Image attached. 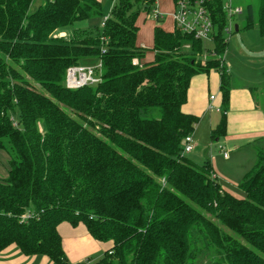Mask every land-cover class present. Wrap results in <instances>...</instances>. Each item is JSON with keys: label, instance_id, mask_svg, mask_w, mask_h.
Segmentation results:
<instances>
[{"label": "trees", "instance_id": "1", "mask_svg": "<svg viewBox=\"0 0 264 264\" xmlns=\"http://www.w3.org/2000/svg\"><path fill=\"white\" fill-rule=\"evenodd\" d=\"M154 2L115 0L91 32L81 26L101 15L96 0H0V151L9 155L0 254L15 245L54 264H193L206 253L208 264H264V149L239 184L243 198L221 188L208 161L181 153L198 121L181 109L190 80L210 69L221 95L212 136L225 133L222 3H208L214 55L203 64L201 39L158 25L153 58L143 61L137 17ZM244 8V28L264 36V0ZM67 27L70 38L57 36ZM83 58L101 61L100 81L65 87L66 69ZM259 98L264 111V83ZM63 222L111 247L95 261L68 263Z\"/></svg>", "mask_w": 264, "mask_h": 264}, {"label": "rangeland", "instance_id": "2", "mask_svg": "<svg viewBox=\"0 0 264 264\" xmlns=\"http://www.w3.org/2000/svg\"><path fill=\"white\" fill-rule=\"evenodd\" d=\"M96 1H98L100 4L101 15L98 17H91L81 26L82 28H87V30L91 32H95L96 30L101 28V22L103 18L107 17L110 14L113 5V0ZM220 1L223 6L226 3L231 2L233 6L240 7V12L238 14H235L234 16H232V18H229L228 15H226L225 17V27L230 29V33H227L225 31V27L223 28V36L227 40L226 49L223 54V60L225 67L230 75L231 91L237 90L238 93L242 90V88L250 87L254 90V96L258 97V104H261L259 97L264 83V36L260 35L255 26L244 28V5L246 2H255V0ZM156 2L157 3L154 4V6H160V8L165 10L170 8V0H157ZM168 20L169 17L167 15H164L163 18L160 19L158 25L156 19L153 17L152 9L148 12L139 13L137 17V26L139 28L137 33V42L143 43L147 48L146 52H148L150 55H153L151 49L153 37L152 33L154 27L158 25L163 29H169L171 28V24L168 23ZM235 26L238 28V31H234ZM63 31L65 32L64 37L70 38L72 36L71 27H67ZM58 35L62 34L58 33L57 36ZM184 47H187V44H185ZM213 49V43L211 41L203 40L201 42V53L197 57V59H199V62L205 64V61H203V59L207 56V53L209 51H212ZM98 61L99 60L96 58H83L81 59L80 64L95 67L98 65ZM93 86H95V84ZM207 114L219 117V108L217 111L214 106L208 107ZM237 116L238 115L236 114L234 115V117ZM198 122L199 123H197L196 126L204 125V121L198 120ZM237 125L239 124L233 123L229 128V132L231 134L237 132L239 135V137H236L235 139L229 141L230 143H233V145H236V149L234 148V146H232V148L230 149V147L226 144L223 145L224 137L227 134L226 131L222 135H217L219 137V141L215 142V138L217 136L211 137V130L208 134V145L205 151L206 153L204 152V154H202V152L200 151V149H202L201 147L198 148L195 152H192V146V150L186 153V156L188 158L196 159V162L209 160L211 159V156H213L214 158L216 157V165L219 168V171L223 172V175L227 177V180L225 181L223 178H221V176H218V181L221 188L225 189L238 198H243L244 192L239 187V184L245 172L248 171L256 162L257 149H264V136L258 138L256 141L249 140V138L244 137L245 129L243 128L242 131H240L241 129H239ZM205 130L207 131L208 129ZM192 142L194 143V141ZM221 150L226 152V154L230 157L228 161L219 159L222 154ZM198 152L199 154H197ZM1 154L6 158H8L9 156L4 151H0V156ZM1 175L2 173H0V176ZM95 260H97V258L93 257V261ZM208 263L209 257H207L206 253L204 255H198L196 261L193 264Z\"/></svg>", "mask_w": 264, "mask_h": 264}, {"label": "crops", "instance_id": "3", "mask_svg": "<svg viewBox=\"0 0 264 264\" xmlns=\"http://www.w3.org/2000/svg\"><path fill=\"white\" fill-rule=\"evenodd\" d=\"M159 9L163 12L164 15H167L171 11V6L169 9L166 10L160 8L159 6ZM167 16L169 17V22H167L171 24V28L164 30L170 31L173 29L174 24L172 18L169 15ZM60 34H62V36H65V32H61ZM137 39L138 38L136 35V46L146 48L143 43L137 42ZM152 58L153 55H150L148 52H146L143 61L148 62L151 61ZM219 83V75L214 69H210L208 72H201L199 74H196L190 80V84L187 91V99L186 102L182 105L181 109L184 113L195 115L198 120L204 121V125L196 126V124L199 123L197 121L194 126L192 132V138L194 141L192 152H195L198 148L201 147L202 149H200V151L202 152V154H204L208 145V134L212 130L210 136L213 137L212 132L220 121V112L219 117L207 114V108L209 105L214 106L216 108H220L221 95L219 90ZM210 96H214V99L210 100ZM235 114L238 116L234 117ZM213 118L215 119V121ZM233 123L239 124L237 126L239 129H241L240 131H242L243 128L245 129L244 137L249 138V140L256 141L258 138L264 136V111L262 105L258 104V100H256V98L254 97V90L252 88L244 87L240 92L237 93V90L231 91L230 87L229 107L228 111L226 112L225 125V131L227 132V134L223 140V145L226 144L230 147V149L232 148V146H234V148L236 149V145H233V143H230L229 141L235 139L236 137H239L237 132L232 134L229 132L230 125ZM205 129L208 130L206 131ZM216 141H219L218 136L215 138V142ZM221 152L223 154L224 151L221 150ZM197 154H199V152ZM222 154L219 157L220 160L228 161L230 159L228 155L225 158ZM190 159L197 164H201L203 162L208 161L214 175L217 178V181L218 176H221V178H223L225 181L227 180V177L223 175V172L219 171V168L216 165V157L214 158L213 156H211V159L205 160L203 162L200 161L201 163L196 162V159ZM6 160L7 158L3 157L1 154V178L5 177L7 174V168H5ZM57 229L59 235L61 236L62 248L68 263L81 262L87 258L93 260V257L98 259L106 250L111 247V242H101L92 238L83 224H78L77 226L73 227L70 224L63 222L58 225ZM0 264L54 263L43 255H24L15 245H10L0 254Z\"/></svg>", "mask_w": 264, "mask_h": 264}, {"label": "built area", "instance_id": "4", "mask_svg": "<svg viewBox=\"0 0 264 264\" xmlns=\"http://www.w3.org/2000/svg\"><path fill=\"white\" fill-rule=\"evenodd\" d=\"M114 1L115 0H113V2ZM156 1L157 0H155L154 4L157 3ZM209 2H211V0H170L171 11L167 15L172 18L175 28L180 31L192 34L195 38L201 39L202 41L208 40L213 42L215 29L208 10ZM222 7L225 15H228L229 18H232V16L240 12V7L233 6L231 2L226 3L224 6L222 5ZM152 14L154 18L158 19L163 18L164 16L163 12L157 5L152 8ZM107 17L103 18L101 26L104 25ZM225 31L230 33V29L227 27H225ZM209 55H214V53L209 51L207 56ZM206 57L203 61H205ZM133 62L136 63V59H134ZM222 64L225 65L224 60L223 62L221 61V65ZM101 67L102 65L100 60L98 61V65L95 67L81 64L68 67L65 72V87L75 89L84 85L97 84L101 77ZM213 99L214 97L210 96V100ZM208 107H211V105ZM215 109L218 111V107H215ZM192 141V133L184 137L181 153L186 154L192 150ZM222 155L225 158L227 157L226 152H223ZM30 216L31 215L29 213H25L21 216V218L24 220Z\"/></svg>", "mask_w": 264, "mask_h": 264}, {"label": "water", "instance_id": "5", "mask_svg": "<svg viewBox=\"0 0 264 264\" xmlns=\"http://www.w3.org/2000/svg\"><path fill=\"white\" fill-rule=\"evenodd\" d=\"M235 29H237V27L235 26Z\"/></svg>", "mask_w": 264, "mask_h": 264}]
</instances>
